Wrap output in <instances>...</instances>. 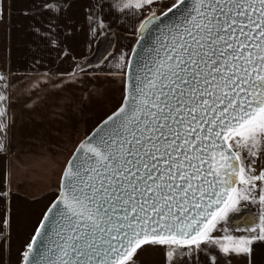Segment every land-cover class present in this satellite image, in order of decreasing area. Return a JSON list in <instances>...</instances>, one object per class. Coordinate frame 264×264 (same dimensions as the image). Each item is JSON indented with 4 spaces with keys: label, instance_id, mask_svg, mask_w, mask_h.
<instances>
[{
    "label": "snow or ice",
    "instance_id": "6c2138e0",
    "mask_svg": "<svg viewBox=\"0 0 264 264\" xmlns=\"http://www.w3.org/2000/svg\"><path fill=\"white\" fill-rule=\"evenodd\" d=\"M71 7L0 0V25L27 19L37 41L71 57L57 74L70 83L82 66L66 42L80 28L95 35L116 19L138 39L118 56L120 94L91 133L69 131L88 93L53 113L71 147L18 264H137L149 246L164 264H264V0H83L79 20ZM7 99L0 92V129Z\"/></svg>",
    "mask_w": 264,
    "mask_h": 264
},
{
    "label": "crops",
    "instance_id": "0c3cea01",
    "mask_svg": "<svg viewBox=\"0 0 264 264\" xmlns=\"http://www.w3.org/2000/svg\"><path fill=\"white\" fill-rule=\"evenodd\" d=\"M167 2V0H162ZM29 0H15L16 9ZM69 12L82 19L83 0H70ZM131 23L112 19L103 31L88 33L86 25L67 40L71 55L81 64V80L70 83L66 75L73 68L67 54L50 50L28 29V20L14 13L7 27L0 25V92L7 96L6 115L0 129V210L10 209V229L0 239V264H18V250L31 234L38 214L53 198L60 168L71 144L65 145L54 134L53 113L61 102L78 99L88 93L91 103L82 118L70 129L72 139H83L116 102L120 94L119 54L136 43ZM53 75L56 85L48 80ZM63 78L65 83L60 84ZM42 137L52 141L41 148ZM256 214L257 210L251 209ZM257 251H261L258 249ZM150 256H164L159 248L138 251L137 264H146Z\"/></svg>",
    "mask_w": 264,
    "mask_h": 264
},
{
    "label": "rangeland",
    "instance_id": "374dc122",
    "mask_svg": "<svg viewBox=\"0 0 264 264\" xmlns=\"http://www.w3.org/2000/svg\"><path fill=\"white\" fill-rule=\"evenodd\" d=\"M251 209H255L257 210V208L255 206H251L247 209V211H250V212H253V210ZM258 211V210H257ZM254 213V212H253ZM160 256H150L148 259H147V263L146 264H162L161 262V259L159 258ZM145 264V263H144ZM233 264H242L241 261H233Z\"/></svg>",
    "mask_w": 264,
    "mask_h": 264
},
{
    "label": "water",
    "instance_id": "95a60500",
    "mask_svg": "<svg viewBox=\"0 0 264 264\" xmlns=\"http://www.w3.org/2000/svg\"><path fill=\"white\" fill-rule=\"evenodd\" d=\"M137 39H138V36H137ZM248 212H250V211H248ZM251 213H253V212H251ZM253 214H255V213H253ZM241 228H242V226H241ZM139 251V250H138Z\"/></svg>",
    "mask_w": 264,
    "mask_h": 264
}]
</instances>
